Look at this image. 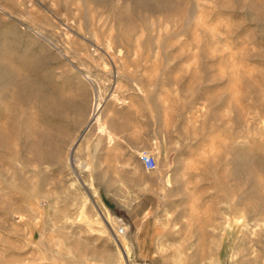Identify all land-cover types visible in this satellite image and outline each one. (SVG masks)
Here are the masks:
<instances>
[{
	"label": "rangeland",
	"instance_id": "rangeland-1",
	"mask_svg": "<svg viewBox=\"0 0 264 264\" xmlns=\"http://www.w3.org/2000/svg\"><path fill=\"white\" fill-rule=\"evenodd\" d=\"M0 264H264V0H0Z\"/></svg>",
	"mask_w": 264,
	"mask_h": 264
},
{
	"label": "built area",
	"instance_id": "built-area-1",
	"mask_svg": "<svg viewBox=\"0 0 264 264\" xmlns=\"http://www.w3.org/2000/svg\"><path fill=\"white\" fill-rule=\"evenodd\" d=\"M141 162L146 168V170H153L156 168V159L154 156L148 154V153H143ZM125 227L124 226H118L116 229V235H122L125 233Z\"/></svg>",
	"mask_w": 264,
	"mask_h": 264
},
{
	"label": "bare ground",
	"instance_id": "bare-ground-1",
	"mask_svg": "<svg viewBox=\"0 0 264 264\" xmlns=\"http://www.w3.org/2000/svg\"><path fill=\"white\" fill-rule=\"evenodd\" d=\"M85 78L86 79H88L89 80V77L86 75L85 76ZM99 106V105H98ZM96 110H98V107L96 108ZM96 114V113H95ZM95 121H98V116H96L95 117ZM95 204V203H94ZM101 214H102V212H100ZM102 216H103V214H102ZM104 217V219H106V221H108L109 220V218H110V213L106 210V214H105V216H103ZM120 244L118 245L120 248H124L125 247V245L123 244V241L122 242H119Z\"/></svg>",
	"mask_w": 264,
	"mask_h": 264
}]
</instances>
